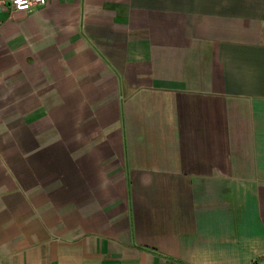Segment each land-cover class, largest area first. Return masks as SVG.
<instances>
[{
	"label": "crops",
	"instance_id": "crops-1",
	"mask_svg": "<svg viewBox=\"0 0 264 264\" xmlns=\"http://www.w3.org/2000/svg\"><path fill=\"white\" fill-rule=\"evenodd\" d=\"M0 264H264V0L1 10Z\"/></svg>",
	"mask_w": 264,
	"mask_h": 264
},
{
	"label": "built area",
	"instance_id": "built-area-1",
	"mask_svg": "<svg viewBox=\"0 0 264 264\" xmlns=\"http://www.w3.org/2000/svg\"><path fill=\"white\" fill-rule=\"evenodd\" d=\"M47 0H0V11L7 10L14 11H31L36 6H41L46 3Z\"/></svg>",
	"mask_w": 264,
	"mask_h": 264
}]
</instances>
